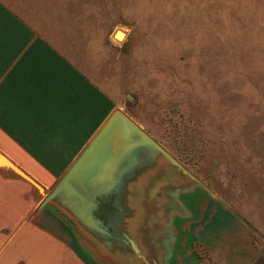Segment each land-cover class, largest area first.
<instances>
[{
    "label": "crops",
    "instance_id": "obj_1",
    "mask_svg": "<svg viewBox=\"0 0 264 264\" xmlns=\"http://www.w3.org/2000/svg\"><path fill=\"white\" fill-rule=\"evenodd\" d=\"M65 5L0 0V152L43 191L0 170V264H254L262 251L249 229L170 166L133 186L134 215L121 224L139 248L131 260L41 206L120 108L107 60Z\"/></svg>",
    "mask_w": 264,
    "mask_h": 264
},
{
    "label": "rangeland",
    "instance_id": "obj_2",
    "mask_svg": "<svg viewBox=\"0 0 264 264\" xmlns=\"http://www.w3.org/2000/svg\"><path fill=\"white\" fill-rule=\"evenodd\" d=\"M65 3L107 60L119 109L239 218L263 253L264 0Z\"/></svg>",
    "mask_w": 264,
    "mask_h": 264
},
{
    "label": "water",
    "instance_id": "obj_3",
    "mask_svg": "<svg viewBox=\"0 0 264 264\" xmlns=\"http://www.w3.org/2000/svg\"><path fill=\"white\" fill-rule=\"evenodd\" d=\"M118 35L123 33L116 31L113 37L118 40ZM160 165L174 168L206 189L130 117L114 110L41 206L53 205L94 237L113 240L105 243L109 252L131 260L128 252L138 255L139 248L121 224L125 217L131 220L134 215L133 186ZM1 169L11 171L42 192L0 152Z\"/></svg>",
    "mask_w": 264,
    "mask_h": 264
},
{
    "label": "trees",
    "instance_id": "obj_4",
    "mask_svg": "<svg viewBox=\"0 0 264 264\" xmlns=\"http://www.w3.org/2000/svg\"><path fill=\"white\" fill-rule=\"evenodd\" d=\"M254 264H264V252L259 256Z\"/></svg>",
    "mask_w": 264,
    "mask_h": 264
},
{
    "label": "bare ground",
    "instance_id": "obj_5",
    "mask_svg": "<svg viewBox=\"0 0 264 264\" xmlns=\"http://www.w3.org/2000/svg\"><path fill=\"white\" fill-rule=\"evenodd\" d=\"M118 38H119V39H123V38H124V35H122V36L118 35ZM119 39H118V40H119ZM86 56H87V55H86Z\"/></svg>",
    "mask_w": 264,
    "mask_h": 264
}]
</instances>
